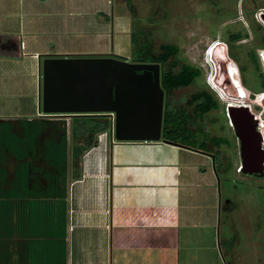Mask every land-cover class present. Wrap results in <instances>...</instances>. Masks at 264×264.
I'll use <instances>...</instances> for the list:
<instances>
[{"label":"crops","instance_id":"obj_1","mask_svg":"<svg viewBox=\"0 0 264 264\" xmlns=\"http://www.w3.org/2000/svg\"><path fill=\"white\" fill-rule=\"evenodd\" d=\"M115 2L0 0V33L19 43L16 54H0V88L31 94L16 114H0V145L21 144L13 154L23 155L37 147L33 136L40 133L44 154L53 152L49 144H63L56 138L64 130L60 120L70 116L43 115L39 107L42 59L122 56L132 27ZM108 119L110 127L74 159L69 177L43 160L41 189L29 181L38 176L33 170L14 173L11 162L0 165V178L22 180L0 199V264H166L173 258L177 211L184 214L218 179L215 158L162 139L115 140Z\"/></svg>","mask_w":264,"mask_h":264},{"label":"rangeland","instance_id":"obj_2","mask_svg":"<svg viewBox=\"0 0 264 264\" xmlns=\"http://www.w3.org/2000/svg\"><path fill=\"white\" fill-rule=\"evenodd\" d=\"M115 6L129 16L138 40L146 36L155 51L160 43L178 45L175 68L184 62L199 68L200 75L190 85L171 90L164 95L165 100H173L176 107L184 106L190 112L186 101L193 93L205 90L217 104V109L196 116V124L188 126L194 133L191 147L211 154L219 149L222 162L215 158L218 179L203 189L200 201H191L184 214L177 211L173 258L166 264H264V178L237 172L240 164L234 163L237 146L228 118L230 106H245L264 140V50L263 61L258 54V48H264V23L254 16L264 10V0H116ZM234 32L239 36L231 39ZM132 48L133 43L127 42L122 56L130 59ZM167 66L160 63V70ZM0 90L1 115L16 114L31 101V94H12L3 87ZM72 118L60 120L64 130L62 137L56 138L63 144H49L53 152L44 154L40 133L33 136L39 141L37 147L23 155L13 152L25 146L20 144L13 150L1 144L0 165L11 162L14 173L33 170L38 176L29 181L39 189L46 182L42 177L45 170L40 167L43 160L54 163L53 172L69 177L74 166L71 147L88 141L87 136L73 135ZM213 134L224 136L229 143L215 148L209 143ZM202 141L205 145L200 147ZM225 158L232 166L223 162ZM12 185L20 187L22 180L13 175L0 178V199Z\"/></svg>","mask_w":264,"mask_h":264},{"label":"water","instance_id":"obj_3","mask_svg":"<svg viewBox=\"0 0 264 264\" xmlns=\"http://www.w3.org/2000/svg\"><path fill=\"white\" fill-rule=\"evenodd\" d=\"M261 17L264 20V13ZM40 79L43 115L107 114L115 140L161 139L164 90L159 62L116 55H49L42 59ZM235 109L229 108L230 115ZM261 168L248 172L264 176Z\"/></svg>","mask_w":264,"mask_h":264},{"label":"trees","instance_id":"obj_4","mask_svg":"<svg viewBox=\"0 0 264 264\" xmlns=\"http://www.w3.org/2000/svg\"><path fill=\"white\" fill-rule=\"evenodd\" d=\"M238 32L230 34L231 39H236ZM131 43H133L131 60L136 61H156L168 66L160 70V84L164 90V95L173 89L190 85L199 75L198 67L189 63H182L179 67L177 63V53L179 51L176 43H160L159 50L155 51L152 41L147 37H142L139 41L135 32L130 33ZM19 43L11 34L0 33V54L13 55L18 52ZM264 87V82H262ZM194 102L191 114L184 106L176 107L173 100H165L162 115V133L161 139L178 145L190 146V141L194 140V133L189 128V124H196V116H202L211 107L217 104L211 99L210 94L205 90H200L191 95L186 101L187 104ZM71 131L75 137L87 136L88 141L85 145H76L71 147V158L74 160L90 147L95 141V135L110 127L108 115H74L72 116ZM193 117V120H192ZM211 145L227 143L225 139L209 138ZM205 142H200V147ZM202 149V148H200Z\"/></svg>","mask_w":264,"mask_h":264},{"label":"flooded vegetation","instance_id":"obj_5","mask_svg":"<svg viewBox=\"0 0 264 264\" xmlns=\"http://www.w3.org/2000/svg\"><path fill=\"white\" fill-rule=\"evenodd\" d=\"M211 99L215 102V100L212 97ZM188 105L191 107L192 110L194 102ZM230 107L236 108L235 110H233L232 115H229L228 118L230 123L229 128L232 131V134L235 138V144L237 146V151L234 154V161H235L234 163L235 164L239 163L241 166L240 171L238 173L264 178V176H260L258 172H252V173L248 172V170L251 168L260 169L261 166L264 169L263 161L260 162V149H263V146H261V137L259 134L260 132L256 128V122L254 118L247 112L245 106H230ZM214 109H217V106L211 107L207 112ZM191 110L189 112L190 114H191ZM231 116L233 120L231 119ZM210 138L225 139L227 143H229L227 138L221 135L213 134L210 136ZM227 143H220L218 145H213V146L216 148L221 144L226 145ZM220 154L221 153L219 152L218 148H216L214 153H212L214 158L218 157L217 158L219 160L218 162H222ZM223 162L225 163L227 162L229 166H232V162L229 158H225Z\"/></svg>","mask_w":264,"mask_h":264},{"label":"built area","instance_id":"obj_6","mask_svg":"<svg viewBox=\"0 0 264 264\" xmlns=\"http://www.w3.org/2000/svg\"><path fill=\"white\" fill-rule=\"evenodd\" d=\"M262 13H264V10H258V11H256L255 12V17L259 20V21H261L262 23H264V20L262 19V17H261V14ZM210 46L211 45H209V48H210ZM263 50H264V48L263 47H260V48H258V54H259V57H260V59L263 61ZM264 62V61H263ZM211 81H213V83H214V80L212 79ZM257 97V96H256ZM256 99V98H255ZM112 131H113V121H112ZM262 143H264V140L263 141H261V144ZM263 166H264V160H263ZM240 168H241V166L239 167V168H237V172H239L240 171Z\"/></svg>","mask_w":264,"mask_h":264},{"label":"clouds","instance_id":"obj_7","mask_svg":"<svg viewBox=\"0 0 264 264\" xmlns=\"http://www.w3.org/2000/svg\"><path fill=\"white\" fill-rule=\"evenodd\" d=\"M209 49V46L207 47V50ZM212 83H213V81H212ZM213 85H215V82L213 83ZM262 145V144H261ZM264 149V148H263Z\"/></svg>","mask_w":264,"mask_h":264},{"label":"bare ground","instance_id":"obj_8","mask_svg":"<svg viewBox=\"0 0 264 264\" xmlns=\"http://www.w3.org/2000/svg\"><path fill=\"white\" fill-rule=\"evenodd\" d=\"M262 146H263V148H264V143H262Z\"/></svg>","mask_w":264,"mask_h":264}]
</instances>
